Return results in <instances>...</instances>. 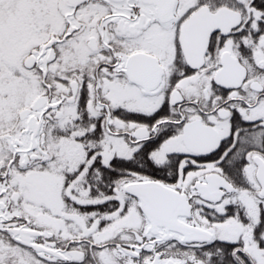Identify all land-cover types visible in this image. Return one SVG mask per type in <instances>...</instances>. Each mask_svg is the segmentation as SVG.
Segmentation results:
<instances>
[{
  "label": "snow or ice",
  "instance_id": "6c2138e0",
  "mask_svg": "<svg viewBox=\"0 0 264 264\" xmlns=\"http://www.w3.org/2000/svg\"><path fill=\"white\" fill-rule=\"evenodd\" d=\"M0 264H264V0H0Z\"/></svg>",
  "mask_w": 264,
  "mask_h": 264
}]
</instances>
